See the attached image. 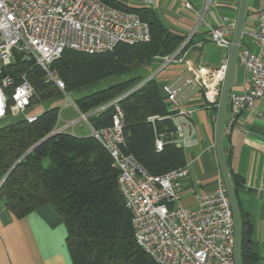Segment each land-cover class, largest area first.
Returning a JSON list of instances; mask_svg holds the SVG:
<instances>
[{"label": "trees", "instance_id": "trees-1", "mask_svg": "<svg viewBox=\"0 0 264 264\" xmlns=\"http://www.w3.org/2000/svg\"><path fill=\"white\" fill-rule=\"evenodd\" d=\"M105 1L137 13L150 26V41L120 43L112 50L96 53L66 49L52 67L64 81L65 92L95 89L75 100L78 110L89 114L88 122L94 129L111 126L115 106H120L123 150L133 154L149 174L185 166V149L176 142V123L170 117L162 86L156 77L147 79L144 74L156 57L177 51L184 38L172 32L150 7ZM4 74L14 76L17 82L25 74L33 84L31 112L64 94L54 82L47 81L43 68L33 58L27 60L16 54ZM114 77L120 79L112 81ZM59 113V107L50 106L35 121L15 119L0 127V193L8 209L23 217L51 203L67 227V245L74 264H159L136 241L132 214L118 184L120 171L109 151L93 135L68 131L52 134ZM157 138L163 141L161 150L157 149ZM230 174L237 194L240 180ZM239 208L242 263L255 264L252 220Z\"/></svg>", "mask_w": 264, "mask_h": 264}, {"label": "built area", "instance_id": "built-area-1", "mask_svg": "<svg viewBox=\"0 0 264 264\" xmlns=\"http://www.w3.org/2000/svg\"><path fill=\"white\" fill-rule=\"evenodd\" d=\"M141 1L147 7L155 2ZM178 1L182 7L193 9L190 0ZM217 1L204 0L205 12ZM199 15L203 19L204 14ZM235 27L236 21L226 18L218 25H207V40L227 53L217 68L199 67L196 76L179 74L163 84L174 120L192 115L194 109L183 108L179 100L187 89L197 85L205 89L210 104L220 107ZM243 33L252 39L257 51L241 42L237 62L245 71L249 87L242 93L231 92L224 128L227 131L243 110L253 109L264 97V7L257 11L254 29ZM192 36L173 54L161 57L163 67L184 60ZM150 39V26L137 13L105 0H0V120L32 122L38 116L31 112L35 89L26 75L17 82L14 76L4 74L16 54L27 60L33 58L43 68L47 81L64 91L65 83L52 67L64 50L96 53L112 50L120 43L133 45ZM115 108L111 126L91 129L120 171L118 184L132 214L137 243L159 264H236L233 211L223 177L217 178L211 191L191 189L196 194V206L181 204L190 176L188 164L163 174H149L133 154L123 150V112L119 105ZM82 118L88 120L87 114L81 113ZM175 123L176 142L184 147L188 144L184 125ZM156 144L161 150L162 139L157 138Z\"/></svg>", "mask_w": 264, "mask_h": 264}, {"label": "crops", "instance_id": "crops-1", "mask_svg": "<svg viewBox=\"0 0 264 264\" xmlns=\"http://www.w3.org/2000/svg\"><path fill=\"white\" fill-rule=\"evenodd\" d=\"M118 1L131 7L144 6L141 0ZM190 1L193 9L182 7L178 0H155L150 6L172 32L184 38L183 42L193 35L183 61L163 67L161 56L151 64L157 68L153 76L160 86L179 74L196 76L199 67L217 68L226 58L225 50L207 40V25H218L225 18L236 21L240 0H218L206 12L204 0ZM263 7L264 0L247 1L243 30L254 29L257 11ZM198 13L204 14L203 19ZM241 42L257 51L252 39L244 33ZM248 87L245 71L237 62L232 92L242 93ZM179 103L183 108L194 109L189 118H175L176 122L183 123L188 137L184 149L190 176L181 204L193 207L197 205V199L191 189L196 192L211 191L217 178L222 177L215 145L219 107L210 104L205 89L198 85L187 89L180 96ZM77 121L68 122L56 130L66 131L71 127L70 133L75 135H92L88 120H85L86 124ZM8 123L9 118L2 119L0 127ZM223 145L229 170L240 180L236 194L239 206L252 220L251 248L257 254L255 264H264V97L256 101L253 109L243 110L231 130L224 129ZM67 236L65 222L51 203L17 217L8 209L0 193V264H74Z\"/></svg>", "mask_w": 264, "mask_h": 264}, {"label": "water", "instance_id": "water-1", "mask_svg": "<svg viewBox=\"0 0 264 264\" xmlns=\"http://www.w3.org/2000/svg\"><path fill=\"white\" fill-rule=\"evenodd\" d=\"M247 1L248 0H240L239 5V11L236 19V27L232 39V47L229 55V61H228V69L226 78L223 85V91H222V97L219 107V113L217 117V123H216V130H215V145H216V151L218 155V160L221 168V173L223 180L225 182V186L228 192V196L231 203V208L233 211V218H234V235H235V242H234V259L236 264H243L241 259V253H240V244H241V214H240V208L239 203L237 200L236 191L232 182L229 166L227 163L224 145H223V136H224V128L226 123V115L229 107V98L230 94L232 92V82L233 77L235 73V69L237 66V56L238 51L241 45L242 40V32H243V26H244V20L246 16V10H247ZM153 77L150 76L147 79ZM146 79V80H147ZM114 100L112 103L119 100ZM89 114H87L88 118ZM59 130H56L52 134L58 132ZM50 134L49 136H51ZM48 136V137H49Z\"/></svg>", "mask_w": 264, "mask_h": 264}, {"label": "rangeland", "instance_id": "rangeland-1", "mask_svg": "<svg viewBox=\"0 0 264 264\" xmlns=\"http://www.w3.org/2000/svg\"><path fill=\"white\" fill-rule=\"evenodd\" d=\"M157 72V68L153 65H151V68L149 67L144 71V74L147 75V77H150L151 75H154ZM120 78L114 77L112 78V81H116ZM94 88H85L82 89L79 92H72V93H64L61 98L54 99L51 101H48L42 105H38L34 107L32 114H40L45 108H48L50 106H56L59 107L60 113H59V120L57 123V127H61L65 125L68 122H72L75 120H78L77 123H83L86 124L85 119H80L81 118V113L78 110L75 100L81 95L88 94L92 91H94ZM15 119L14 118H9V123L13 122ZM78 127V126H77ZM66 131L70 132L72 131L71 127H68L65 129ZM78 129H76L77 131ZM45 165H48V160L45 161ZM187 202V201H185Z\"/></svg>", "mask_w": 264, "mask_h": 264}, {"label": "snow or ice", "instance_id": "snow-or-ice-1", "mask_svg": "<svg viewBox=\"0 0 264 264\" xmlns=\"http://www.w3.org/2000/svg\"><path fill=\"white\" fill-rule=\"evenodd\" d=\"M0 107H2V102H0Z\"/></svg>", "mask_w": 264, "mask_h": 264}]
</instances>
